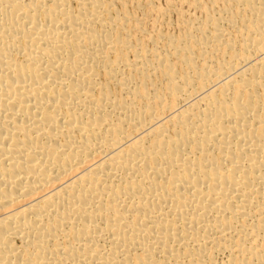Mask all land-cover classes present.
Listing matches in <instances>:
<instances>
[{
    "label": "bare ground",
    "instance_id": "6f19581e",
    "mask_svg": "<svg viewBox=\"0 0 264 264\" xmlns=\"http://www.w3.org/2000/svg\"><path fill=\"white\" fill-rule=\"evenodd\" d=\"M156 1L0 0V264H264V0Z\"/></svg>",
    "mask_w": 264,
    "mask_h": 264
},
{
    "label": "rangeland",
    "instance_id": "374dc122",
    "mask_svg": "<svg viewBox=\"0 0 264 264\" xmlns=\"http://www.w3.org/2000/svg\"><path fill=\"white\" fill-rule=\"evenodd\" d=\"M171 1H173V2H175L176 4V8L178 9V10H182L183 9V11H184V9H186L187 10V7H185V6H183V8H182V6L178 3V2H176L175 0H171ZM178 1V0H177ZM204 1V0H203ZM180 5V8H178L179 7V5ZM165 5H166V1L164 2V0H158V1H156V7L157 6H159L162 10H163V8L165 7ZM185 7V8H184ZM133 8V6H130V10ZM160 8H158V9H160ZM166 8V7H165ZM164 8V9H165ZM133 10V9H132ZM132 10H131V12H132ZM134 11V10H133ZM137 12V11H136ZM185 12V11H184ZM189 12H192L191 10H187L186 11V13H188L189 14ZM171 13H172V15H171ZM170 14H168L169 15V17H168V19H171V21L169 22V20L167 19V17H166V20L165 21H162V20H158L157 19V21H156V16H154V14L153 15H148V17L146 16L145 17V21H144V26H145V28H146V31H150L151 29H152V26L154 25V24H159V29H160V31H164V33H169V34H171V32L174 34V36H176L177 34H178V32H179V30L176 28L177 27V25H175V24H177V21L175 22V20H177V15H176V12H171ZM193 13V12H192ZM192 13H190V14H192ZM138 14H139V16H138ZM136 15L140 18V17H142V14L141 13H139V12H137L136 13ZM176 15V16H175ZM151 16V17H150ZM153 16V17H152ZM198 16V15H197ZM196 16V17H197ZM155 17V18H154ZM152 18H154L155 19V22H154V20H152ZM176 18V19H175ZM147 19L149 20V21H147ZM168 20V21H167ZM160 21V22H159ZM164 22V23H162V22ZM150 22V23H149ZM165 22H167V23H165ZM175 22V23H174ZM162 23V24H161ZM148 24V25H147ZM158 24H157V26H158ZM166 24L170 27V28H168V26H166ZM151 25V26H150ZM161 26H163V29H162V27ZM148 27V28H147ZM161 27V28H160ZM172 27V28H171ZM167 29V31H166V29ZM165 29V30H164ZM168 29H169V31H168ZM166 31V32H165ZM172 35V34H171ZM173 36V35H172Z\"/></svg>",
    "mask_w": 264,
    "mask_h": 264
}]
</instances>
